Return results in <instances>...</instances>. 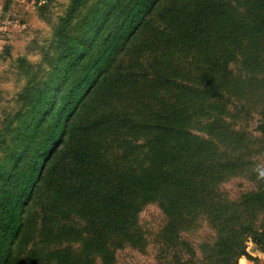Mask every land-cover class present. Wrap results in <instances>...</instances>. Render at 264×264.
I'll list each match as a JSON object with an SVG mask.
<instances>
[{"label":"trees","instance_id":"obj_1","mask_svg":"<svg viewBox=\"0 0 264 264\" xmlns=\"http://www.w3.org/2000/svg\"><path fill=\"white\" fill-rule=\"evenodd\" d=\"M134 39L152 54L144 77L120 75ZM121 47L27 196L0 201V264H119L132 252L149 264L255 262L264 0H154ZM83 115L93 118L79 125Z\"/></svg>","mask_w":264,"mask_h":264},{"label":"rangeland","instance_id":"obj_2","mask_svg":"<svg viewBox=\"0 0 264 264\" xmlns=\"http://www.w3.org/2000/svg\"><path fill=\"white\" fill-rule=\"evenodd\" d=\"M153 1L0 0V201L15 197V206L16 198L27 196L25 186L37 179L48 147L101 71L117 61L123 42L146 19ZM142 43L134 39L129 58L135 65L126 57L120 75L144 77L142 59L154 66ZM119 261L149 264L133 252Z\"/></svg>","mask_w":264,"mask_h":264},{"label":"crops","instance_id":"obj_3","mask_svg":"<svg viewBox=\"0 0 264 264\" xmlns=\"http://www.w3.org/2000/svg\"><path fill=\"white\" fill-rule=\"evenodd\" d=\"M251 247L253 249L250 251L249 249ZM247 254L251 258L255 259L259 264H264V251L261 250L259 247L255 246L254 244L249 243L247 247ZM238 264H250V261L242 257L241 259H239Z\"/></svg>","mask_w":264,"mask_h":264}]
</instances>
